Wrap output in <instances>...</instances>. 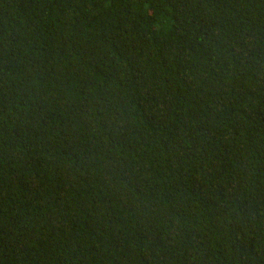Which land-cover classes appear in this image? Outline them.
<instances>
[{
  "label": "trees",
  "instance_id": "1",
  "mask_svg": "<svg viewBox=\"0 0 264 264\" xmlns=\"http://www.w3.org/2000/svg\"><path fill=\"white\" fill-rule=\"evenodd\" d=\"M0 264H264V0H0Z\"/></svg>",
  "mask_w": 264,
  "mask_h": 264
}]
</instances>
